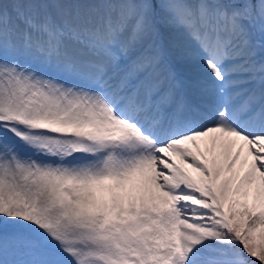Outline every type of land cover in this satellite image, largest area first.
<instances>
[{"label": "snow or ice", "instance_id": "obj_1", "mask_svg": "<svg viewBox=\"0 0 264 264\" xmlns=\"http://www.w3.org/2000/svg\"><path fill=\"white\" fill-rule=\"evenodd\" d=\"M0 264H264V0H0Z\"/></svg>", "mask_w": 264, "mask_h": 264}]
</instances>
